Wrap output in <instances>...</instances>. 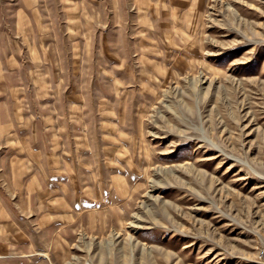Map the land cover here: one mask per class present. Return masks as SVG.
I'll use <instances>...</instances> for the list:
<instances>
[{
	"label": "rangeland",
	"instance_id": "obj_1",
	"mask_svg": "<svg viewBox=\"0 0 264 264\" xmlns=\"http://www.w3.org/2000/svg\"><path fill=\"white\" fill-rule=\"evenodd\" d=\"M263 245L264 0H0V264Z\"/></svg>",
	"mask_w": 264,
	"mask_h": 264
},
{
	"label": "built area",
	"instance_id": "obj_2",
	"mask_svg": "<svg viewBox=\"0 0 264 264\" xmlns=\"http://www.w3.org/2000/svg\"><path fill=\"white\" fill-rule=\"evenodd\" d=\"M256 262L258 264H264V245L258 247L256 250Z\"/></svg>",
	"mask_w": 264,
	"mask_h": 264
},
{
	"label": "bare ground",
	"instance_id": "obj_3",
	"mask_svg": "<svg viewBox=\"0 0 264 264\" xmlns=\"http://www.w3.org/2000/svg\"><path fill=\"white\" fill-rule=\"evenodd\" d=\"M197 87V86H196ZM210 142V141H209ZM213 146H216L217 147V145H215V144H213L212 142H210ZM217 148H219V147H217ZM220 150V149H219ZM221 151V150H220ZM249 167H250V165H249ZM178 168H186V166H182V165H179V166H175V167H172V168H170V169H166L165 170V173H167L168 175H169V173L170 174H172V175H174L175 174V172H176V170L178 169ZM251 168V167H250ZM134 225H135V223H134Z\"/></svg>",
	"mask_w": 264,
	"mask_h": 264
}]
</instances>
